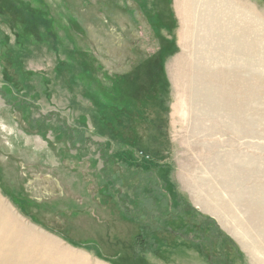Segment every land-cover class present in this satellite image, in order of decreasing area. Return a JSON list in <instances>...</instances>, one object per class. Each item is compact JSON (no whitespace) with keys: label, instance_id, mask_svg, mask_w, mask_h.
Returning a JSON list of instances; mask_svg holds the SVG:
<instances>
[{"label":"rangeland","instance_id":"obj_1","mask_svg":"<svg viewBox=\"0 0 264 264\" xmlns=\"http://www.w3.org/2000/svg\"><path fill=\"white\" fill-rule=\"evenodd\" d=\"M201 249L264 264V0H0V264Z\"/></svg>","mask_w":264,"mask_h":264},{"label":"trees","instance_id":"obj_2","mask_svg":"<svg viewBox=\"0 0 264 264\" xmlns=\"http://www.w3.org/2000/svg\"><path fill=\"white\" fill-rule=\"evenodd\" d=\"M172 209H173V208L171 207V211H168V212H164V211H162V209H160V208L155 209V210H156V213L153 214V220H154V221H157L156 223H157V225L159 226L160 229H166V230H168L167 225H168L169 218L171 217ZM163 212H164L165 214H163ZM210 222H211V221H210ZM180 236L184 237L185 240H188L186 237H189L188 234H179V237H180ZM138 238H143V237H141V235H138ZM183 240H184V239H183ZM73 244H74V243H73ZM74 245H75V246H78V245H76V244H74ZM200 254H201L202 258H203L208 264H220V263H215L214 261H211V260L209 259V256H207V255L205 254L204 249H201ZM102 259H103V258H102ZM105 261H106L107 263H110V264H120V263L115 262L114 260L107 259V258H105Z\"/></svg>","mask_w":264,"mask_h":264}]
</instances>
